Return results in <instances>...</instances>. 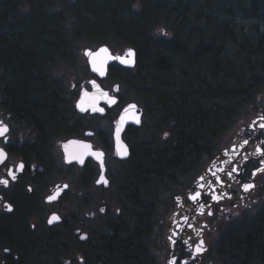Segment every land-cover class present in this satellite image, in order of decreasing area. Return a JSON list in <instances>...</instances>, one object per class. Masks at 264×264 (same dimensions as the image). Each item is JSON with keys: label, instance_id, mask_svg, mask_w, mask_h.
<instances>
[{"label": "flooded vegetation", "instance_id": "1", "mask_svg": "<svg viewBox=\"0 0 264 264\" xmlns=\"http://www.w3.org/2000/svg\"><path fill=\"white\" fill-rule=\"evenodd\" d=\"M242 1L264 4V0ZM46 5V9L44 5L39 7L41 13L47 10L52 16L59 10L53 4ZM24 12L27 19L30 11L26 8ZM58 32L65 44L52 51L44 63L41 74L44 77L36 78L38 83L47 84L49 96L45 105L39 96L36 99L38 105L51 112L53 123L40 111L28 113L17 108L6 83L0 85V121L9 129L0 136V149L6 154V159L0 162V179L9 180L7 187L0 184V264H128L132 257L121 251L125 241L131 244L128 237L137 229L136 225L130 227L128 204V198L134 195L129 190L131 185L135 186L134 161L139 150L169 144V129L174 121L159 103L154 83L142 63L138 65L137 47L125 43L117 31L110 38L95 37L81 30ZM102 45L109 47L113 55L127 54L133 48L135 64L126 66L112 60L106 74L100 76L92 71L85 51ZM83 57L86 62H76ZM93 79L116 98L115 104L101 101L103 113L82 112L77 107L82 91L93 89L90 83ZM130 103L136 105L140 122L124 128L122 139L129 152L126 157H120L115 151V121ZM101 116L111 118L112 126H102ZM262 117L264 93L218 139L215 148L202 155L198 169L189 180L183 178L172 202L163 210L164 218L149 227L146 243L153 261L150 245L156 226L161 229L159 234L164 238L168 254L174 251L176 264H183L182 259L191 258L201 238L210 248L213 239L219 241L231 224L229 216L236 210L241 213L245 207H251V200L260 198V207L253 215L264 206V156L258 151L264 149ZM72 138L89 141L94 148L104 151L107 186L97 183L101 170L93 157H87L83 164L65 160L62 145ZM20 164L24 165L22 170ZM237 166L238 173L226 175ZM10 170L16 175L15 181L8 175ZM219 180L224 181L223 185ZM201 183L204 189L199 187ZM245 184L255 186L245 191ZM197 191L202 192V197L190 200L189 196ZM52 195L57 198L49 201ZM7 205H11V211ZM53 215L59 220L49 223ZM201 255L209 254L208 251L199 254L187 264L196 262ZM216 255L219 259L218 251Z\"/></svg>", "mask_w": 264, "mask_h": 264}, {"label": "trees", "instance_id": "2", "mask_svg": "<svg viewBox=\"0 0 264 264\" xmlns=\"http://www.w3.org/2000/svg\"><path fill=\"white\" fill-rule=\"evenodd\" d=\"M44 1L0 0V85L6 83L17 108L40 111L53 123L51 112L36 99L39 96L45 105L47 84L36 78L44 77V63L62 47L63 38L58 27L44 24L55 20L39 11L43 5L46 9ZM92 4L85 1L84 6ZM26 8L30 15L24 19ZM98 13L105 19V13ZM106 21L108 32L90 31L92 35L110 38L117 31L125 43L137 47L138 65L142 63L159 103L174 121L169 144L139 150L136 156L135 186L129 188L134 195L128 204L130 227L137 229L128 237L133 245L125 241L121 251L132 257L128 264H156L146 243L154 215L170 205L183 178L189 180L198 169L202 155L211 152L264 93V4L143 0L137 16L117 13ZM91 26L95 28L94 22ZM217 249L221 264H264V206L229 224Z\"/></svg>", "mask_w": 264, "mask_h": 264}, {"label": "rangeland", "instance_id": "3", "mask_svg": "<svg viewBox=\"0 0 264 264\" xmlns=\"http://www.w3.org/2000/svg\"><path fill=\"white\" fill-rule=\"evenodd\" d=\"M85 1H92L93 4L89 5V7L84 6ZM142 1L143 0H47L45 1L48 5L53 4L55 8H59L56 15H49L48 11L45 10L43 13L45 17H55L53 23H49L48 21H44L46 26H55L58 29L65 31V30H81V31H95V33H107L108 31L103 26L106 20H108V15H116L121 14L122 17H134L139 14V10L142 8ZM185 3H188L192 0H184ZM115 7V10L112 9ZM117 7V8H116ZM105 13V19L99 15L98 12ZM27 13V12H24ZM176 17L175 19H177ZM94 22L95 28H92L91 24ZM171 24L173 22L172 18L168 20ZM166 31V30H165ZM66 33V32H65ZM63 43H64V37ZM66 38V37H65ZM65 44V43H64ZM76 62L83 64L86 62V58H79ZM73 73V72H72ZM84 79V78H83ZM81 80V82L83 81ZM87 79V78H86ZM102 118V126L110 127L113 124L111 118ZM261 199L258 200H251V207H245L241 213L232 214L233 216H229L231 223L236 220L238 223L242 221L244 218L249 216L250 214L253 215V212L256 211L260 206L259 202ZM163 206L159 208V213L154 215L155 221L158 219L164 218L165 212L163 213ZM255 213V212H254ZM155 237L153 242L150 245V249L152 250V255L155 258L156 264H166V259L168 257V247L164 243V238H162L159 232L161 231L160 227L156 226L155 228ZM219 241L213 239L211 243V248L208 249V256L201 255L196 262L192 264H221V260L217 257V243Z\"/></svg>", "mask_w": 264, "mask_h": 264}, {"label": "snow or ice", "instance_id": "4", "mask_svg": "<svg viewBox=\"0 0 264 264\" xmlns=\"http://www.w3.org/2000/svg\"><path fill=\"white\" fill-rule=\"evenodd\" d=\"M85 55L90 58V63H91V66H92V70L97 72L100 76H104L105 75V66H106V64H107V62L109 60H119L120 63H122V64H131V63L134 62L132 59H130L131 57L134 56V52H132L131 50L128 52L127 57L113 56V55H111V53L109 52V50L106 47L105 48H101V49H99L96 52H93L92 50H87L85 52ZM90 83L97 89V92L99 93V95L98 96H89V93L87 91H85L83 93V96L87 99L88 106H85V100L82 99L81 102H80V110L82 112H88L89 110H91L92 112L103 113L105 111V109L102 108V107H97V102L100 99H106V102L110 103V104H115L116 103V101L114 99H112L111 97H109L107 93L102 92L100 90L99 85H96L95 81H91ZM117 91H118V88H117ZM129 108L130 109H135L136 106L135 105H130ZM126 113H127V110H126ZM135 119H136V123L140 122L138 117H136ZM262 119H264V117H262ZM123 123H124V118L122 117L121 121H120V124L122 125ZM260 127L264 128V124H261ZM120 130H121L120 126H118L117 129H116V133H115L116 139H117L118 142H119V139H120ZM8 131H9L8 126L3 124L2 121H0V136H4ZM165 135H167V134H165ZM73 143H77V142H73ZM244 143L247 144L248 141L245 140ZM79 147L81 149H90L91 148L90 145H84V144H81ZM65 148L67 149V145L65 146ZM118 148L120 150V155L121 156H127L128 152H127V147L125 145H122V144L118 143ZM258 151L260 152V155L264 156V149H259ZM84 154H85L84 152H78V153H76L74 155L73 158L78 160L79 163L83 164L84 163V160H83ZM90 154L93 155V156H96L97 159H99V158H101L103 156V153H90ZM4 159H6V154L3 152L2 149H0V162H2ZM101 163H102V161H101ZM18 167H19V169L22 170L24 168V165L20 164ZM222 171H223V169H222ZM233 172H237L238 173L239 172V167L238 166L234 167L231 171H228L226 173V175L231 177ZM8 175L11 177V179L13 181L16 180V175L11 170L9 171ZM213 176H215V173H213ZM200 179H201V181H203V177H201ZM97 183L98 184L99 183H103L105 186H107L108 180L106 179V177L101 175L99 177V179L97 180ZM219 183L223 185L224 181L223 180H219ZM0 184H2L5 187H7L8 184H9V180L8 179H0ZM254 186H255L254 184H245V185H243L245 191L250 190ZM65 187H67V185H65ZM199 187L201 189H204L205 185L203 183H201L199 185ZM201 197H202V192L197 191L194 194L190 195L189 199L192 200V201H197ZM56 198H57L56 195H52V196L48 197V200L52 201V200H55ZM219 199H220V197L217 196L216 200L219 201ZM201 207L203 208V205H201ZM7 208H8L9 211L12 210L11 205H7ZM101 211H104V209H101ZM208 214L211 215L212 213L209 212ZM184 219L187 220L188 218L184 217ZM56 220H59V217L53 215L51 217V219L49 220V223H52L53 221H56ZM202 245H203V241L201 240L200 244L195 249L197 254H199L203 250L202 249ZM171 264H175V260H173L171 262ZM185 264H187V262H185Z\"/></svg>", "mask_w": 264, "mask_h": 264}, {"label": "water", "instance_id": "5", "mask_svg": "<svg viewBox=\"0 0 264 264\" xmlns=\"http://www.w3.org/2000/svg\"><path fill=\"white\" fill-rule=\"evenodd\" d=\"M105 47H106V48L109 50V52L111 53L109 47H107L106 45H102V46H100L99 48H97V49H95V50H92V51H93V52H96V51H98L99 49H101V48H105ZM87 50H91V49H86V51H87ZM130 50H131L132 52H134V56L130 58V59H132L134 62L131 63V64H123V65H126V66H133V65L135 64V50H134L133 48H129V49L127 50V54H128V52H129ZM86 51H85V52H86ZM127 54H124V55H113V54L111 53V55H113V56H119V57H127ZM88 61H89L90 67H91V69H92V66H91L90 58H89V57H88ZM111 61H112V60H109V61L107 62V64H106V66H105V74H106V72H107V70H108V64H109ZM117 61L120 63L119 60H117ZM121 64H122V63H121ZM92 71H93V70H92ZM94 72H95V71H94ZM95 73H97V72H95ZM97 74H98V73H97ZM91 81H95L96 85H99V83H98L96 80L93 79V80H91ZM92 87H93L92 90L84 89V90L82 91V94L80 95V97H79V99H78V101H77V107H78L79 109H80V102H81L82 99L85 100V106H88L87 99L83 96V93H84L85 91H87V92L89 93V96H98V95H99V93L97 92V89H96L93 85H92ZM99 87H100V90H101L102 92L107 93L109 97H111L112 99H114V100L116 101L115 96H111V95L107 92V90L103 89L100 85H99ZM101 101H106V99H100V100L97 102V107H102V108H104V107L101 105ZM130 105H135V104H134V103H130V104H128L127 106H125V107L120 111V113H119V115L117 116L116 121H115V133H116V129H117L118 126H120V129H121V130H120V139H119V142L117 141V139H116V135H115V151H116L117 155L120 156V157H126V156H121V155H120V150H119V148H118V143H119V144H122V145H125V146L127 147V152H129V147H128V145H127V144L125 143V141L122 139V132H123L124 128L126 127L127 124H130V123L138 124V123H136V119H135L136 117L139 118V113H137V108H135V109H130V108H129ZM135 106H136V105H135ZM126 110H127V113H126ZM122 117L124 118V123L121 125V124H120V121H121V118H122ZM73 142H77V143H73ZM81 144H84V145H90L91 148H90V149H81V148L79 147ZM66 145H67V149L65 148ZM62 147H63V152H64L65 160H66L67 162L77 161V162L79 163L78 160H76V159L73 158L74 155H75L76 153H78V152H84V153H85L84 156H83V160H85V159H86L87 157H89V156H90V157H93L95 160H97V161L99 162V164H100V170H101V175H103V176L105 177L104 151H103L102 149L94 148V147L92 146V143L89 142V141H83V140H79V139H75V138H72V139H69V140L65 141V142L63 143ZM90 153H103V156H102L101 158L97 159L96 156H93V155H91ZM127 155H128V154H127ZM101 161H102V163H101ZM79 164H81V163H79ZM101 175H100V176H101ZM106 179H107V178H106ZM201 240L203 241V245H202V249H203V250H202L199 254H203L204 252H207L208 249H209V244L207 243V241H206L204 238H201V239L199 240V243L196 244L195 249H196V247L200 244V241H201ZM195 249L193 250V255L191 256V258H189V257H185V258L182 259V263H183V264H185V262H188V261L192 260L193 258H196V256L199 255V254L196 253ZM173 260H175V264H176V261H177V255L174 254V251H171V252L168 254V257H167V259H166V264H171V262H172Z\"/></svg>", "mask_w": 264, "mask_h": 264}]
</instances>
